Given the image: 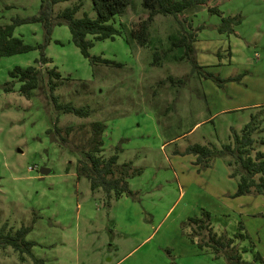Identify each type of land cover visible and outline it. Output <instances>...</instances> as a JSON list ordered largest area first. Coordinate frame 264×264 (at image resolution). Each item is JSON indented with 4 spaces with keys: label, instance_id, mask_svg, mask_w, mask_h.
<instances>
[{
    "label": "rangeland",
    "instance_id": "rangeland-1",
    "mask_svg": "<svg viewBox=\"0 0 264 264\" xmlns=\"http://www.w3.org/2000/svg\"><path fill=\"white\" fill-rule=\"evenodd\" d=\"M40 3L0 0V23L36 14ZM210 3L221 14L205 5L179 13L186 28L203 24L194 41L201 67L193 66L183 45L169 47L180 28L172 14H156L147 27L148 43L136 41L131 26L136 28L145 16L141 0H132L125 13L115 16L122 35L94 39L87 34L93 40L90 54L120 65L92 63L71 40L66 23L52 26L44 47L51 60L34 61L39 47L0 56V227L13 231L31 224L26 238L34 240L31 252L45 264H230V250L226 256L204 246L193 254L196 244L182 222L203 208L209 210L214 230L233 238L243 259L264 264V199L232 195L236 179L224 157L213 158L207 167L194 160V168L187 157L181 158L191 152L174 155L190 143L219 146L231 140L232 131L264 105V0ZM76 4V16L95 15L91 0L57 1L52 13ZM237 13L241 21L234 31L217 29L221 15ZM13 33L31 44L45 37L40 21L18 24ZM31 63L43 78L27 98L8 70ZM50 67L61 73L54 77V93L62 101L89 106V116L55 111L47 80ZM209 73L240 77L220 86ZM9 80L12 89L5 90ZM56 116L61 131L73 127L70 138L80 125L104 118V153L119 144L118 161L132 160L142 168L129 179L131 194L108 203L102 190L93 192L88 178L76 175V154L46 132ZM256 146L264 150V144ZM24 256L21 260L11 245L0 246V264H34L31 255Z\"/></svg>",
    "mask_w": 264,
    "mask_h": 264
},
{
    "label": "trees",
    "instance_id": "trees-1",
    "mask_svg": "<svg viewBox=\"0 0 264 264\" xmlns=\"http://www.w3.org/2000/svg\"><path fill=\"white\" fill-rule=\"evenodd\" d=\"M60 0H41L38 13L29 16H15L11 22L0 23V56L13 53L28 51L39 47L40 56L34 61L47 62L51 60L44 52L52 26L54 24L66 23L69 27L71 40L78 46L80 52L90 59L92 63L104 62L120 65V62L104 58L101 55L90 54L89 48L93 40L87 37L92 34L94 39L113 38L115 35H122L121 27L114 23L116 15L125 13L132 0H91L92 8L95 11L94 16L83 13L76 16L78 5L64 7L55 16L52 13V6ZM211 0H141L142 7L146 10L144 18H141L138 26H131V34L136 41L145 45L149 41L148 24L158 13L172 14L178 19L180 28L179 36L171 40L170 46L185 47V54L192 60L194 67H201L197 63L194 54V41L197 35V29L202 28L203 24L196 27L186 28L182 25V18L179 13L194 5H205L210 12L221 14L218 5L211 4ZM27 21H40L45 30L43 42L37 44L27 43L21 36L14 35V27ZM241 21L240 14L221 15V21L217 26L219 31H234V25ZM169 49V48H168ZM154 50V55L157 54ZM12 78L20 81L18 90L24 96L31 97L34 89L38 87L43 78L42 71L35 64L21 66L14 65L8 70ZM48 88L50 101L57 112L72 113L79 117L89 116L91 108L87 105H77L72 100L62 101L54 93L57 85L55 78H60L61 73L54 67L47 69ZM208 76L220 86L227 80L239 79L240 75L221 77L218 74L209 73ZM173 81V76H168ZM5 83L4 89L11 90V85ZM264 108L260 107L257 112L250 114V119L239 130L232 131V139L221 143L219 146L215 143L194 142L188 144L183 150L178 152H191L196 155L195 162L201 167H207L215 157H224L229 166V175L236 179V189L233 196L241 194L264 196V150L256 144H264V135L260 134L264 128L262 121L264 119ZM58 116L54 120L52 127H48L46 132L49 136L59 142L62 146L76 154L75 171L77 176H85L89 180L90 188L93 192L102 190L106 201L109 203L112 198H118L123 193L131 194L128 178L139 174L141 167L135 166L132 160L118 161V153L122 149L119 144L113 147V152L104 153L103 131L106 123L103 119H93L88 123V127L80 125V128L70 138L73 127L66 126L64 131L57 124ZM64 132V133H63ZM257 134H260L257 137ZM70 135V136H69ZM256 135V136H255ZM78 139H75V137ZM183 227H189L186 232L189 239L200 248L209 246L217 253L225 252L230 264H251L250 261L242 258L237 245L233 244V238L222 232L218 234L212 224L209 210L201 209L199 215H190L182 222ZM31 229V224H22L15 230L0 227V246L11 245L18 251L19 258L25 259L24 253L31 255L34 264H45L41 257L32 254L31 249L35 244L34 240L26 238V234ZM228 252V253H227Z\"/></svg>",
    "mask_w": 264,
    "mask_h": 264
},
{
    "label": "crops",
    "instance_id": "crops-1",
    "mask_svg": "<svg viewBox=\"0 0 264 264\" xmlns=\"http://www.w3.org/2000/svg\"><path fill=\"white\" fill-rule=\"evenodd\" d=\"M260 104H264V101L262 102V103H260ZM255 105H258V104H255ZM260 107H264V105L262 106H260ZM259 108V107H258ZM106 128H107V126L105 127V129H104V131H103V133L105 132V130H106ZM102 136H103V134H102ZM170 139H172V138H170ZM185 148V147H184ZM184 148H182V147H180L179 149H176L175 151H174V155H182V154H179V153H176V152H178V150H183ZM184 157H187L189 160H190V165L192 166V167H197L198 168V166H194V164H196L195 162H194V160H195V154H192V153H186V154H183V156H181V158H184ZM133 162V161H132ZM134 164V163H133ZM197 165V164H196ZM226 171H227V169H226ZM227 173H228V171H227ZM140 174V173H139ZM136 175H138V174H136ZM136 175H134V176H136ZM134 176H132V177H134ZM132 177H129L128 178V182H130V178H132ZM235 189H236V187H235ZM124 194V193H123ZM122 194V195H123ZM260 196H252V197H254V198H259V199H264V197H263V195H261V194H259ZM243 195L241 194V195H237V197H242ZM246 197V199L248 200L249 199V194L247 195V196H245ZM219 229H221V227L219 226ZM153 232V231H152ZM152 232L151 233H149L148 235H146V237H144V238H147V237H149L151 234H152ZM187 241L189 242V240L187 239ZM190 243V242H189ZM193 243V242H192ZM195 244V243H194ZM193 245V244H192ZM193 247H194V251H193V254H197V253H199V252H201L202 250H203V248H200L199 246H197V244H196V246L195 245H193Z\"/></svg>",
    "mask_w": 264,
    "mask_h": 264
},
{
    "label": "water",
    "instance_id": "water-1",
    "mask_svg": "<svg viewBox=\"0 0 264 264\" xmlns=\"http://www.w3.org/2000/svg\"><path fill=\"white\" fill-rule=\"evenodd\" d=\"M41 170H42L43 172H46V168H45V167H42Z\"/></svg>",
    "mask_w": 264,
    "mask_h": 264
}]
</instances>
